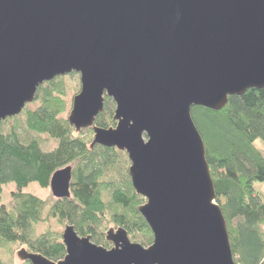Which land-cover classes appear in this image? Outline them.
Listing matches in <instances>:
<instances>
[{
	"label": "water",
	"instance_id": "water-1",
	"mask_svg": "<svg viewBox=\"0 0 264 264\" xmlns=\"http://www.w3.org/2000/svg\"><path fill=\"white\" fill-rule=\"evenodd\" d=\"M73 73L80 90L68 126L92 128L91 148L126 153L152 243L111 228L106 249L67 225L62 260L22 249L19 261L235 264L191 109L218 112L228 97L264 89V0H0V123ZM105 97L114 128L94 126ZM71 171L53 173L55 199L70 197Z\"/></svg>",
	"mask_w": 264,
	"mask_h": 264
},
{
	"label": "trees",
	"instance_id": "trees-1",
	"mask_svg": "<svg viewBox=\"0 0 264 264\" xmlns=\"http://www.w3.org/2000/svg\"><path fill=\"white\" fill-rule=\"evenodd\" d=\"M66 77L41 86L35 98L38 107L24 110L26 130L55 141L54 150L42 151L36 139L21 141L14 130L0 134V248L20 245L51 262L62 260L61 237L49 228L38 234L37 227L50 221L71 225L78 236L90 237L104 248L108 246L104 232L111 226L123 228L131 239L139 237L137 242L148 247L152 232L138 212L143 198L130 183L113 186L108 180L115 172L110 155L93 154L87 148L91 134L88 139L75 136L67 120L60 118L66 111ZM112 115L107 108L95 125L113 127ZM191 117L204 143L215 203L227 224L234 262L264 264V194L255 189V184L264 187V89L230 96L218 112L193 107ZM66 165L74 169L70 198L41 200L25 192L31 184L46 189L52 174ZM9 185L14 191L4 205L1 197Z\"/></svg>",
	"mask_w": 264,
	"mask_h": 264
},
{
	"label": "rangeland",
	"instance_id": "rangeland-1",
	"mask_svg": "<svg viewBox=\"0 0 264 264\" xmlns=\"http://www.w3.org/2000/svg\"><path fill=\"white\" fill-rule=\"evenodd\" d=\"M66 82L68 84V88L65 91V96H64V101L66 102V111L60 116L61 119H65V120H67V116L71 110L72 99L75 95H77L79 93V90H80L79 75L75 74V73L68 75L66 77ZM38 105H39V102H34L33 104L27 106L25 111L26 110H30V111L35 110L38 107ZM108 109L109 110L111 109V111L113 112L114 106L109 105ZM25 111H23V113L19 117H17L15 120L10 119V120L6 121L4 124L0 125V134L7 135V134L11 133V131L14 130L21 141H28L31 139H36L38 141V143L42 146L43 151H49L50 149H52L56 145V142L47 138L46 136H39L37 134L28 132L25 128V117H24ZM78 133L75 132V136L77 135V137H81L83 139H88L90 137V134H91V137L89 138L91 140V138L94 136L92 128H88V129H85L83 131L81 130L80 133L79 134ZM114 162H115V172L111 175V178L108 180H112L113 186H116L118 184H128L129 183L128 168L130 166L129 160L127 159V157L124 154H122L121 158H116ZM103 175H104V173H103ZM255 189L258 192H260L261 194L262 193L264 194V187L262 185L255 184ZM13 191H14V186H12V185L4 187L3 194L1 197V204L7 205L9 203L10 192H13ZM25 192H29L41 200H46L49 196H51V194L49 193L48 190H43V189L39 188V186L37 184L29 185L25 189ZM67 225L62 226V225H59L58 223H56L55 221H52V222L50 221L48 223V225H39L37 227V230H38V234H41L45 229L49 228L50 231L57 233L61 237L63 230H64V226H67ZM111 228H113V227L112 226L108 227L105 230V232ZM105 232H104V234H105ZM129 239L132 243L139 244L137 242V239H131L130 237H129ZM22 249L27 251V249L25 247H22L20 245L2 246L0 248V262H1V264H21V262L17 258V253Z\"/></svg>",
	"mask_w": 264,
	"mask_h": 264
},
{
	"label": "flooded vegetation",
	"instance_id": "flooded-vegetation-1",
	"mask_svg": "<svg viewBox=\"0 0 264 264\" xmlns=\"http://www.w3.org/2000/svg\"><path fill=\"white\" fill-rule=\"evenodd\" d=\"M106 99H109V98H104V106H103V113H104V111H106V109L108 108V106L110 105L109 103H111L113 106H114V109H115V105H114V103L112 102V100L111 99H109L108 100V103H107V101H106ZM113 113H114V110H113ZM101 115V114H100ZM98 117V116H97ZM96 117V118H97ZM112 117H113V115H112ZM96 120V119H95ZM1 125V124H0ZM94 126L95 127H97L96 125H95V122H94ZM115 127V125L113 126V127H108V128H114ZM98 128H100V127H98ZM108 128H106V129H108ZM102 129H104V128H102ZM83 131V130H82ZM75 133V132H74ZM80 133V132H79ZM78 133V134H79ZM77 136V135H76ZM92 140H93V137L91 138V141H90V143L87 145V148L94 154V153H108L109 155H110V157L112 158V161H115V159L116 158H121V155L122 154H124L126 157H127V155H126V153H124V152H119L117 149H115V148H105V147H102V146H99V145H94L92 148H91V143H92ZM39 146H40V148H41V150H42V146L39 144ZM56 148V145L52 148V149H50L49 151H45V152H50V151H52V150H54ZM43 151V150H42ZM99 157V155L97 156L96 155V158L99 160L100 158H98ZM128 159V158H127ZM68 166H70L71 168H72V171H71V181H70V185H69V192H70V195H71V185H72V181H73V175H74V169H73V166L72 165H66V166H64L63 168H65V167H68ZM63 168H61V169H63ZM61 169H59V170H61ZM58 171V170H57ZM56 172V171H55ZM54 172V173H55ZM53 175V174H52ZM52 177V176H51ZM128 177H129V174H128ZM51 179V178H50ZM50 182V181H49ZM129 183H130V185H131V187H132V184H131V179H130V177H129ZM133 189V188H132ZM43 190H48L49 191V193L51 194V196H52V193H51V190H50V187H49V184H48V187L46 188V189H43ZM134 190V189H133ZM53 197V196H52ZM54 198V197H53ZM70 198V197H69ZM55 199V198H54ZM55 200H61V199H55ZM66 226H64V228H65ZM119 228V227H118ZM112 229H117V228H112ZM106 233V232H105ZM128 235V234H127ZM62 236V235H61ZM105 236V235H104ZM129 237V236H128ZM91 240V239H90ZM106 240V239H105ZM92 242V241H91ZM93 243V242H92ZM106 243L108 244V246H107V248L106 249H110V248H112V243H110V242H108V241H106ZM93 244H95V243H93ZM21 262V261H20ZM21 264H27L26 262H21ZM30 264V263H29Z\"/></svg>",
	"mask_w": 264,
	"mask_h": 264
}]
</instances>
